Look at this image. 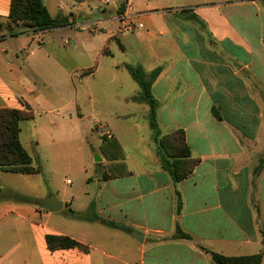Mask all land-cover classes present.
Masks as SVG:
<instances>
[{
    "label": "crops",
    "instance_id": "crops-1",
    "mask_svg": "<svg viewBox=\"0 0 264 264\" xmlns=\"http://www.w3.org/2000/svg\"><path fill=\"white\" fill-rule=\"evenodd\" d=\"M96 1L42 0L50 16L66 24L33 32L10 23V0H0V22L8 26L0 33V109L29 107L33 119L20 123L19 140L40 169L32 174L39 204L5 198L23 190L11 177L20 174L0 171V264H146L147 254L158 264H209L202 248L228 257L264 251V0H187L191 6L173 11L165 4L152 8L149 0H117L108 15L103 9L102 19L89 20L86 8ZM126 5L137 26L121 33L117 17ZM115 21L117 27L108 28ZM88 22L96 23L99 34L80 27ZM79 56L98 62L84 70ZM126 65L145 73L160 68L151 85L159 133L182 130L191 157L199 160L180 182L162 167L153 131L123 144L111 123L123 117L131 130L150 128L131 122L133 104L145 103L133 101L140 87ZM77 75H98L110 84L116 103L95 124L102 134L94 149L84 126L51 120L70 110L78 122L83 119L85 93L79 99ZM104 135L119 143L122 159L104 158ZM59 182L71 189H60ZM48 197L62 209L45 210ZM177 227L190 238H175ZM48 235L69 237L88 251H49Z\"/></svg>",
    "mask_w": 264,
    "mask_h": 264
},
{
    "label": "trees",
    "instance_id": "trees-1",
    "mask_svg": "<svg viewBox=\"0 0 264 264\" xmlns=\"http://www.w3.org/2000/svg\"><path fill=\"white\" fill-rule=\"evenodd\" d=\"M8 20L15 25L27 27L33 32L57 28L66 24L65 20L52 18L42 0H10ZM8 27V26H7ZM0 22V33L5 30ZM131 78L140 87V93L133 98L135 102H144L149 107L148 124L153 131V140L157 144L161 156L162 167L168 172L173 182L177 183L186 179L197 166L199 160L191 157V152L185 141L182 130H174L161 136L156 122V110L158 103L151 93V85L160 73V68L150 73H145L139 66L126 65ZM33 119V114L26 105L25 110L0 109V171L20 175L38 174L40 169L34 165V161L22 147L19 134L20 123ZM100 151L108 161L123 158L119 143L112 137H102ZM176 212L179 213L182 203L180 195L176 192ZM22 200V199H21ZM25 201V200H24ZM27 202V201H26ZM68 213L77 219H84L79 213L68 210ZM102 224L112 228H120L118 225L98 219ZM125 230V229H124ZM177 239H189L190 236L183 233L178 227L174 235ZM49 251L77 249L87 252L88 248L75 240L65 236L48 235L45 237ZM210 255L213 264H261L264 251L250 256L228 257L203 249Z\"/></svg>",
    "mask_w": 264,
    "mask_h": 264
},
{
    "label": "rangeland",
    "instance_id": "rangeland-1",
    "mask_svg": "<svg viewBox=\"0 0 264 264\" xmlns=\"http://www.w3.org/2000/svg\"><path fill=\"white\" fill-rule=\"evenodd\" d=\"M104 1L106 0H98L94 3L92 7L86 8L85 13L87 14V18L89 20L102 19L104 17L102 15L103 9L106 10L107 15H108L113 7V2L117 0H108L107 4H104ZM142 2H145V0H138V3H142ZM149 2H155L153 5H151L152 8H162L163 4H165L167 6L166 8H169L172 11L174 9L187 8L191 6L190 5L191 3H188L187 0H166V1L149 0ZM94 7H97L98 9L96 10ZM4 26H5L4 29H6L7 28L6 25ZM115 27H117L116 21L113 22V24L109 26L108 28L113 29ZM95 34H99V33L96 32ZM50 37H51L50 35H47L45 39H48ZM57 40L59 43L62 44V38H60V36L57 37ZM110 48L113 51L114 45L112 44ZM118 57L120 56L117 55L116 58ZM75 60L80 67L85 68L84 70L90 69L92 66H94L98 62V59L95 56H87L84 58L79 56V57H75ZM103 61L109 62L110 59L107 58V59H104ZM66 64L69 68H72L75 64V61L71 59V60H68ZM81 73H83V71L79 72L78 74H81ZM78 76L79 75H77L75 79L74 86H76L78 90L79 99L81 98L80 96L83 90L85 93V101H83L84 103L80 107L81 112L83 113V119L78 122L77 116L75 115L76 112H74L73 110H70L68 112L69 114L67 112L59 113V116H56V114H52L51 120L54 121V123H58V121H60L61 118H64L65 123L70 125V127H74L75 123H79L80 125L84 126L87 132H89V134L91 133V136H88V140L91 142V148L94 149L95 146L98 143H100V137L102 134L95 130V126H96L95 124L102 122L101 121L102 116H100L102 114L101 112L107 111L109 113L113 111V109L116 108L115 107L116 103H115V99L110 100V96H109L110 84L104 82L103 80H99L100 77L98 75L93 76V77H85V78H78ZM131 83H133L135 89L138 90L137 84L134 81H132ZM132 107H134L135 109L134 111L135 115L131 117V122L133 121V123L135 122L141 126L144 125L145 127H147L146 126L148 125V119L146 117L147 116V108H146L147 106L145 104H135L134 103ZM112 120H111V123L113 124V126L115 127L117 131L119 130L121 132L120 134L122 136L116 135L117 133H115V135L120 136L121 138L120 140L123 142V144H126V143L131 144L133 142L136 143L137 140L139 142L143 141L144 136H146L149 132L150 133L152 132L151 128H146L145 130H136V129L131 130L130 126L126 125L127 123H125V118L123 119V117H120L117 120H114L113 118ZM121 127H123L125 131ZM118 128H121V129H118ZM87 151H89V149H87ZM11 177H13L12 179H15L13 180V183L15 184V186L21 187V189L23 190V194L18 196L17 194L12 195L10 193H4L3 196L5 198L22 199L27 202H31V203L35 202L36 204H39V201H35V195H36L35 176L33 175H28V176L14 175ZM65 178L69 179L70 181H75L73 188L79 187L80 182L78 180H75L73 175H65ZM11 183L9 182L8 184H11ZM58 186L60 189H66V190L71 189L70 186L65 185L62 182H59ZM24 192H27V193L24 194ZM146 256H145L146 264H158V262L160 263V261H158L157 259L156 260L148 259V256L150 257L152 255L147 254ZM209 264H213L211 260H209Z\"/></svg>",
    "mask_w": 264,
    "mask_h": 264
},
{
    "label": "built area",
    "instance_id": "built-area-1",
    "mask_svg": "<svg viewBox=\"0 0 264 264\" xmlns=\"http://www.w3.org/2000/svg\"><path fill=\"white\" fill-rule=\"evenodd\" d=\"M107 3L108 0L105 1V4ZM117 20L119 22V32L121 33L133 32L137 26L135 13L131 5L125 6L123 12L118 15ZM80 27L90 33H96L98 30L95 22L83 23Z\"/></svg>",
    "mask_w": 264,
    "mask_h": 264
},
{
    "label": "water",
    "instance_id": "water-1",
    "mask_svg": "<svg viewBox=\"0 0 264 264\" xmlns=\"http://www.w3.org/2000/svg\"><path fill=\"white\" fill-rule=\"evenodd\" d=\"M94 160L96 162H101V157L98 155H95ZM42 206L45 210L55 213L58 212L62 209V203L57 201L54 197H48L46 199H44L42 201ZM132 236L137 239L140 240L141 239V235L137 234V233H133ZM140 238V239H139Z\"/></svg>",
    "mask_w": 264,
    "mask_h": 264
}]
</instances>
